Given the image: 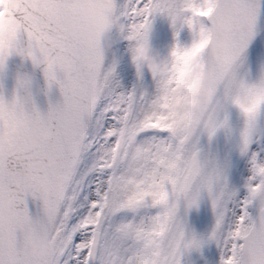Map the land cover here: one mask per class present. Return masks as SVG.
I'll list each match as a JSON object with an SVG mask.
<instances>
[{"label": "snow or ice", "instance_id": "snow-or-ice-1", "mask_svg": "<svg viewBox=\"0 0 264 264\" xmlns=\"http://www.w3.org/2000/svg\"><path fill=\"white\" fill-rule=\"evenodd\" d=\"M9 10L0 49L52 63L39 68L44 108L31 73L9 95L0 81V264H186L208 243L215 264H264V0ZM157 16L167 51L125 85L102 37H142L127 44L138 53ZM202 201L212 219L198 233L188 213Z\"/></svg>", "mask_w": 264, "mask_h": 264}, {"label": "rangeland", "instance_id": "rangeland-1", "mask_svg": "<svg viewBox=\"0 0 264 264\" xmlns=\"http://www.w3.org/2000/svg\"><path fill=\"white\" fill-rule=\"evenodd\" d=\"M115 32V29H112ZM171 39V32L168 20L165 17L154 18L150 30V43L159 47L161 53L167 51V45ZM128 42L123 39H116L113 43L114 54L118 57L116 71L125 85H130L135 79V68L130 60V52L127 47ZM113 51L108 52V59H111ZM148 75L145 69V76ZM211 210L205 201H202L198 208L192 209L188 213V222L198 233L206 232L211 224ZM215 264V246L208 243L200 249L192 248L187 253L186 264Z\"/></svg>", "mask_w": 264, "mask_h": 264}, {"label": "clouds", "instance_id": "clouds-1", "mask_svg": "<svg viewBox=\"0 0 264 264\" xmlns=\"http://www.w3.org/2000/svg\"><path fill=\"white\" fill-rule=\"evenodd\" d=\"M0 5L3 6L0 8V28H5L11 15L9 6L11 5L12 7H15V0H0ZM110 23L117 29L118 32L124 29L122 21L113 19ZM102 40L104 46L114 53L113 38L105 35L102 37ZM127 42L132 47H138L143 43V39L142 37L137 36L129 39ZM161 55L162 53L159 47L154 46L151 43H146L138 53L130 54V60L135 69H150L156 62L159 61ZM11 57L18 58L14 78L20 82H23L29 73L35 71L37 68H40L41 64L47 67L52 63V58L50 56L40 58L35 55L32 49L27 47L21 48L13 44L0 49V67L6 66L9 58ZM152 243L158 246L160 241L153 238Z\"/></svg>", "mask_w": 264, "mask_h": 264}, {"label": "water", "instance_id": "water-1", "mask_svg": "<svg viewBox=\"0 0 264 264\" xmlns=\"http://www.w3.org/2000/svg\"><path fill=\"white\" fill-rule=\"evenodd\" d=\"M17 63H18L17 57L9 58L6 68L4 69L3 72H0V81L3 82L2 91L5 95H9L11 93L13 84L15 82L14 73L16 70ZM31 76H32L31 87L35 94L37 103L41 108H44L47 105V98L45 97L44 93L41 90L44 85V80L40 69L37 68L35 71H32Z\"/></svg>", "mask_w": 264, "mask_h": 264}]
</instances>
